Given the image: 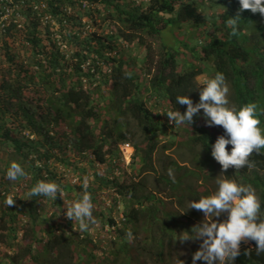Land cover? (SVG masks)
Returning a JSON list of instances; mask_svg holds the SVG:
<instances>
[{
    "label": "trees",
    "instance_id": "1",
    "mask_svg": "<svg viewBox=\"0 0 264 264\" xmlns=\"http://www.w3.org/2000/svg\"><path fill=\"white\" fill-rule=\"evenodd\" d=\"M205 8L215 13H201ZM239 9V0H0V247L7 251L0 264H134L141 256L171 264L185 243L180 234L198 224L150 186L165 123L148 104L163 101L171 111L186 112L176 97L198 103L204 85L197 78L208 69L213 78L225 75L233 108L257 104L264 129V15ZM237 15L233 35L227 21ZM204 24L211 26L204 40L187 35L176 47L163 40L166 31ZM133 45L144 49L140 73L126 57ZM191 136L207 159L216 131L200 122ZM124 142L136 150L130 182L120 176ZM250 159L254 167L222 170L224 179L251 185L264 202V150ZM12 162L26 176L9 180ZM85 177L97 223L82 233L66 213L85 194ZM38 181L56 182L63 198L29 199ZM158 182L173 187L175 180L159 176ZM10 196L16 201L8 207ZM100 228L118 244L102 257V243L93 238ZM250 242L233 264H264Z\"/></svg>",
    "mask_w": 264,
    "mask_h": 264
},
{
    "label": "clouds",
    "instance_id": "2",
    "mask_svg": "<svg viewBox=\"0 0 264 264\" xmlns=\"http://www.w3.org/2000/svg\"><path fill=\"white\" fill-rule=\"evenodd\" d=\"M239 4L241 14L245 10H250L253 14L264 15V0H239ZM240 18L242 16L237 15L230 17L227 21L232 27L233 35L236 34ZM46 20L47 18L42 20L44 26L48 23L47 21L45 24L44 21ZM229 92L225 75L217 72L215 77L208 80L200 90L198 103H194L189 95L176 97L178 104L187 106L184 113L171 111L164 102V108H159L158 103L160 102L158 100H152L148 106L161 117V120L167 119V115L169 126H175L174 122L179 125L190 126L194 123V118L203 110L202 116H204L209 127L223 126L222 128L225 130V135H221L211 146L212 157L222 165L224 173H227L232 167L240 172L241 169L254 167V162L250 159L251 155L253 153L259 154L264 150V129L259 126L261 121L257 113V104H246L239 109L230 107ZM163 138L164 133L162 134ZM126 144L131 146V158L129 157L130 154L126 157L123 152ZM229 145L232 146L231 151L228 149ZM119 148L125 163L124 169H131L136 152L134 145L131 142H124L119 145ZM223 172L221 171L223 179L217 180L218 189L216 192L210 196L208 191L203 192L207 197H201L199 201H192L187 209L202 211L206 217L205 221L195 226L191 232L185 231L179 236L181 242L202 241L200 249L193 255V264H197L199 261H204L205 264H217V262L219 264H233L240 255L243 241H255L257 254H264V219L261 218L264 216V210H262L264 209V202L260 200L251 185L235 179H224ZM169 175H173L171 169H169ZM23 176H26L24 167L20 163L12 162L6 172V177L11 181H16ZM75 182L76 180H73V183ZM82 186L85 194L67 208L66 215L74 222L79 221V231L87 233L90 232L91 226L97 223V220L93 214L92 197L87 193L89 188L87 177L83 179ZM27 195L29 199L42 196L57 200L58 195L63 198V190L56 182L38 181ZM192 195L202 196L199 192L198 194L194 192ZM15 201L16 198L10 196L6 200V204L9 207ZM224 213L228 215L227 220L221 223L215 219ZM118 215V218L121 219L122 214ZM126 237L131 241L134 238L133 232L129 230Z\"/></svg>",
    "mask_w": 264,
    "mask_h": 264
},
{
    "label": "rangeland",
    "instance_id": "3",
    "mask_svg": "<svg viewBox=\"0 0 264 264\" xmlns=\"http://www.w3.org/2000/svg\"><path fill=\"white\" fill-rule=\"evenodd\" d=\"M203 14L213 15L214 12L208 9H201L200 11ZM188 31V33H187ZM211 31L210 25H203L201 28H196L193 26H185L183 31L175 30L174 32L166 31L163 33V40L166 44L172 45L176 47L179 45L181 39H184L185 36L187 38L204 40L206 39L208 32ZM177 35V36H176ZM17 49L24 52V56L27 51L25 47L19 42L17 44ZM129 54L126 56L128 60H130V64L132 65V70L136 73H139L142 70L143 59H144V49L133 45L128 48ZM129 56V57H128ZM189 56V55H188ZM189 58V57H188ZM1 63V58H0ZM212 72L208 69H205V72L202 76L197 78V82L200 86L205 85L206 82L212 79ZM110 88H107L104 91V95L109 97ZM229 101L230 107L232 106L231 95L229 93ZM107 103L104 104V106ZM106 107V106H105ZM159 108H164L163 101L158 103ZM200 120V121H199ZM162 121L165 123V132L164 138L158 148V151L155 155V165L157 174H152L149 176V182L152 190H158L160 196L163 197L169 206L177 209L178 211L189 214L191 218L194 219L195 224H202L206 217L202 211L195 209H188L190 204L194 199H192V195L194 192L198 194L200 193L199 198L207 197L203 192L208 191L209 196L213 195L218 189L217 180L222 178V165L219 164L211 155L212 147L209 148L208 154L209 157L206 158V152L203 150L201 145H196L193 137L191 136V131L196 124L200 122H204V125L211 129L215 130L218 138L221 135H225V130L221 126H212L209 127L204 116L200 119L194 120L190 126L184 124L178 126H169L167 123V119L163 118ZM131 127L135 128V124L131 122ZM230 146V145H229ZM130 154V150L127 152ZM203 159H205L206 165H204ZM201 160V164L199 161ZM176 162V164H175ZM137 165L135 169H124L123 174L121 175L122 180L125 182H130L135 179V171H137ZM169 169L172 170L173 175H169ZM159 176H162L169 180H175L173 187L166 186L165 184H161L158 182ZM203 184V185H202ZM158 193V194H159ZM180 198H184V201L180 203ZM119 215L117 214V218ZM219 222H224L227 220V213L222 214L220 217L215 218ZM99 235L93 234L94 239H98V242L102 243L101 249L98 250L99 255L102 257L106 255L104 253L105 250H110L118 246L115 244L116 240L109 233L102 231L100 228ZM142 234L140 235V238ZM141 239H139L140 243ZM202 241H187L183 243L177 250L174 252V259L171 264H193V255L200 249ZM136 245V243L134 244ZM250 246L249 241H243L241 243V249ZM7 251L0 247V258L6 259ZM138 259L137 257H135ZM135 259V260H136ZM86 260V258H84ZM145 261L147 264H155L149 258L141 256V259L135 261L134 264H139L141 261ZM31 264V263H27ZM97 264V263H93ZM197 264H205L204 261H199ZM219 264V262H217Z\"/></svg>",
    "mask_w": 264,
    "mask_h": 264
},
{
    "label": "built area",
    "instance_id": "4",
    "mask_svg": "<svg viewBox=\"0 0 264 264\" xmlns=\"http://www.w3.org/2000/svg\"><path fill=\"white\" fill-rule=\"evenodd\" d=\"M47 21H48V18H47L46 21H44L45 24L47 23ZM130 149H131V146L129 144H126L125 147L123 148V152H124V154H125L126 157L128 155V153H126V152H128ZM129 157L131 158L132 157V154H130Z\"/></svg>",
    "mask_w": 264,
    "mask_h": 264
}]
</instances>
